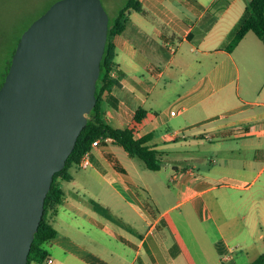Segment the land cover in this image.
Listing matches in <instances>:
<instances>
[{"label":"crops","instance_id":"obj_1","mask_svg":"<svg viewBox=\"0 0 264 264\" xmlns=\"http://www.w3.org/2000/svg\"><path fill=\"white\" fill-rule=\"evenodd\" d=\"M140 1L143 10H132L115 37L124 74L103 107L116 128L147 110L135 137L178 153L168 162L169 183L130 169L125 161L134 155L102 141L91 164L72 167V179L62 181L49 257L52 264H250L264 252V180L257 183L264 166L255 168L264 159V41L249 31L227 47L247 0ZM162 78L176 91V110L152 111Z\"/></svg>","mask_w":264,"mask_h":264},{"label":"water","instance_id":"obj_2","mask_svg":"<svg viewBox=\"0 0 264 264\" xmlns=\"http://www.w3.org/2000/svg\"><path fill=\"white\" fill-rule=\"evenodd\" d=\"M110 15L56 0L23 32L0 88V264H28L54 175L97 103Z\"/></svg>","mask_w":264,"mask_h":264},{"label":"trees","instance_id":"obj_3","mask_svg":"<svg viewBox=\"0 0 264 264\" xmlns=\"http://www.w3.org/2000/svg\"><path fill=\"white\" fill-rule=\"evenodd\" d=\"M55 1L35 15L31 17L26 16L25 23L22 27L11 32V40L7 50L5 51L4 46L0 48V62L2 63V67H0V88L9 71L13 55L23 32ZM132 10H143V5L140 0H126L117 13L114 16H110L108 39L105 53L101 61V73L96 82L97 103L90 112L88 124L80 133L75 148L67 159L66 165L54 175L52 187L45 199V213L40 222L39 229L35 234L28 264H32L33 262L37 264H46L49 258V251L45 246L56 237L58 233L52 221L58 214L59 206L66 197L62 181L72 179L71 168L79 167L80 159L91 149L95 140L98 138L104 139L111 135L115 142L122 145L130 155L142 158L148 169L159 170L162 168V160L159 155L162 154V152L145 144V140L142 138L135 137L136 130H138L147 114L146 109L138 108L133 124L126 128H116L109 124L105 118L103 107L104 94L106 91H110L114 86H120L122 84V75L124 74L118 69L119 64L117 60H115L117 55L115 37L126 29L130 19L129 15ZM249 31L255 32L264 41V0H247L246 10L235 28L233 38H231L232 40H230V43L227 45L228 50L232 51ZM5 42L6 41H4L3 44ZM114 72H117V74H114ZM110 159L117 169L124 173L126 172L125 168L114 156L110 155ZM250 264H264V252Z\"/></svg>","mask_w":264,"mask_h":264},{"label":"rangeland","instance_id":"obj_4","mask_svg":"<svg viewBox=\"0 0 264 264\" xmlns=\"http://www.w3.org/2000/svg\"><path fill=\"white\" fill-rule=\"evenodd\" d=\"M55 0H0V48L2 46L5 47V51L8 48L11 40V32L19 29L25 23L26 16H33L38 13L43 8L47 7ZM126 0H102L104 7L108 11L110 16H114L119 8L124 4ZM10 36V38H9ZM6 41L4 44L3 42ZM176 48V47H175ZM0 67H2V63L0 62ZM152 111L164 112L165 110H176L172 107L173 98L176 95V91L173 92L171 88L168 87L167 79L162 78L157 81L156 89L152 93ZM151 110V109H149ZM153 113V112H152ZM166 133V126L162 129ZM182 133V132H181ZM181 140V139H180ZM184 142L182 138V143ZM207 142V141H206ZM209 143V142H207ZM123 149H118V154L122 156ZM160 159L162 160V170L161 171H153L147 168L144 160L139 156H133L132 161H125L128 167L132 170L139 169L142 173H150L152 175L153 181L164 180L169 183L170 173L173 171L172 165L168 164L174 163L175 155L178 156V153H162L159 154ZM234 159H237L238 156H234ZM246 156H242L241 159H246ZM176 163H187L193 164V160L189 161H180ZM168 169H166L165 167ZM264 166V159H260L257 161L255 168L260 169ZM75 168V167H74ZM223 168V167H222ZM235 168V167H234ZM237 169V167H236ZM234 170L231 166L225 168V171L231 172ZM158 175V176H157ZM161 176V178H160ZM154 177V178H153ZM260 180H257V183H260L264 180V172L262 173ZM220 184V183H219ZM157 211V209H154ZM233 243H236V240H232ZM32 264H35L34 262Z\"/></svg>","mask_w":264,"mask_h":264},{"label":"built area","instance_id":"obj_5","mask_svg":"<svg viewBox=\"0 0 264 264\" xmlns=\"http://www.w3.org/2000/svg\"><path fill=\"white\" fill-rule=\"evenodd\" d=\"M168 47H169L170 51L175 52L176 48H175V46H174L172 43H168ZM114 74H117V72H114ZM174 113H175V111H173V114H174ZM110 139L113 140V137H111V135L108 136V137H106V138H104V139H100V138H98L97 140H95V141L93 142V144H92L91 149L88 150V151L82 156V158L80 159L79 167H88V166L91 164V154H90V153H92V149H93L94 147L99 146V145L101 144L102 141H110ZM53 261H54V259H53L52 257H49L48 260H47V262H46V264H52Z\"/></svg>","mask_w":264,"mask_h":264}]
</instances>
